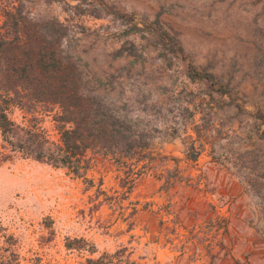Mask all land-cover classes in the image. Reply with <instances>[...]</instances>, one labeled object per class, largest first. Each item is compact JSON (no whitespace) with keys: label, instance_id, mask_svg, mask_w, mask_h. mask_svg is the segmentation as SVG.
<instances>
[{"label":"rangeland","instance_id":"obj_1","mask_svg":"<svg viewBox=\"0 0 264 264\" xmlns=\"http://www.w3.org/2000/svg\"><path fill=\"white\" fill-rule=\"evenodd\" d=\"M6 4L69 25L86 78L151 120L155 170L127 198L118 166L79 177L0 132V264H264V0Z\"/></svg>","mask_w":264,"mask_h":264},{"label":"trees","instance_id":"obj_2","mask_svg":"<svg viewBox=\"0 0 264 264\" xmlns=\"http://www.w3.org/2000/svg\"><path fill=\"white\" fill-rule=\"evenodd\" d=\"M0 17V132L5 147L25 158L68 167L79 177L99 163L114 164L121 185L131 192L154 169L144 162L153 149L151 120L135 118L126 109L130 99L122 107L115 95L86 78L68 46L70 27L59 17H34L11 4L1 8ZM188 66L190 78L214 80V75ZM14 108L31 115L32 122H16L10 116ZM46 117L55 123L57 141L42 125Z\"/></svg>","mask_w":264,"mask_h":264},{"label":"crops","instance_id":"obj_3","mask_svg":"<svg viewBox=\"0 0 264 264\" xmlns=\"http://www.w3.org/2000/svg\"><path fill=\"white\" fill-rule=\"evenodd\" d=\"M100 164V163H99ZM95 167H98V165H96ZM154 167V166H153ZM155 168V167H154ZM155 169H153V171H154ZM153 171H151V173L153 172ZM146 176V175H145ZM144 176V177H145ZM143 177V178H144ZM120 178V177H119ZM143 178H141L140 180H142ZM140 180L138 181V182H140ZM138 182L136 183V185L133 187V189L131 190V192H129L128 194H127V198H128V196L135 190V188H136V186H137V184H138ZM123 187V186H122ZM230 232H232V234L234 233V231L233 230H231ZM170 264H181V261L177 258V259H174L173 261H171V262H169Z\"/></svg>","mask_w":264,"mask_h":264}]
</instances>
